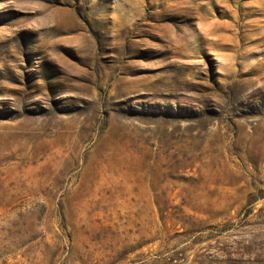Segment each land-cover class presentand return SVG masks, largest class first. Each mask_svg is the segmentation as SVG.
Listing matches in <instances>:
<instances>
[{
    "label": "rangeland",
    "instance_id": "rangeland-1",
    "mask_svg": "<svg viewBox=\"0 0 264 264\" xmlns=\"http://www.w3.org/2000/svg\"><path fill=\"white\" fill-rule=\"evenodd\" d=\"M0 264H264V0H0Z\"/></svg>",
    "mask_w": 264,
    "mask_h": 264
}]
</instances>
